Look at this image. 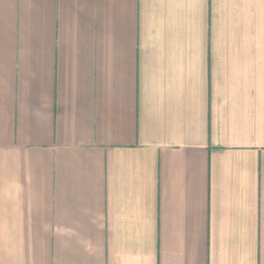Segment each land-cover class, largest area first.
Wrapping results in <instances>:
<instances>
[{
  "label": "crops",
  "instance_id": "0c3cea01",
  "mask_svg": "<svg viewBox=\"0 0 264 264\" xmlns=\"http://www.w3.org/2000/svg\"><path fill=\"white\" fill-rule=\"evenodd\" d=\"M0 264H264V0H0Z\"/></svg>",
  "mask_w": 264,
  "mask_h": 264
}]
</instances>
